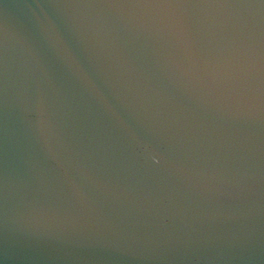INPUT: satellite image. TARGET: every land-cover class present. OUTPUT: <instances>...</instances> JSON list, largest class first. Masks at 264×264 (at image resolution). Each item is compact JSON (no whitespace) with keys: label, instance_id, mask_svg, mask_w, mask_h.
<instances>
[{"label":"water","instance_id":"95a60500","mask_svg":"<svg viewBox=\"0 0 264 264\" xmlns=\"http://www.w3.org/2000/svg\"><path fill=\"white\" fill-rule=\"evenodd\" d=\"M0 264H264V0H0Z\"/></svg>","mask_w":264,"mask_h":264}]
</instances>
